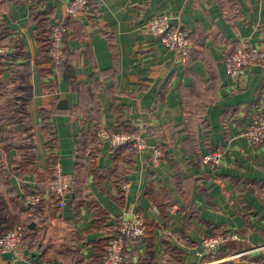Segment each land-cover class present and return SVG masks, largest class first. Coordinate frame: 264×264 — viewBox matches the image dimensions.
Wrapping results in <instances>:
<instances>
[{
	"label": "crops",
	"instance_id": "crops-1",
	"mask_svg": "<svg viewBox=\"0 0 264 264\" xmlns=\"http://www.w3.org/2000/svg\"><path fill=\"white\" fill-rule=\"evenodd\" d=\"M67 1L0 0V125L3 135L14 130L8 110L25 109L31 136L15 130L11 143L31 142L36 166L12 169L20 152L5 151L1 134L0 234L23 223L28 235L15 251L0 249V264H30L42 254L39 241L55 264H93L113 225L134 212L145 234L125 245L122 264H264V144L242 135L264 110V64L248 68L240 85L224 65L238 39L264 48V0H91V10L67 25L72 82L50 69L37 42V16L48 25L64 20ZM155 14L190 31V62L145 29ZM43 111L51 114L57 161L73 180L62 208L47 190ZM118 118L143 141L132 165L114 162L107 139L93 161L76 157L82 131L111 129ZM216 149L223 154L211 171L202 157ZM125 169L127 190L116 180ZM32 194L39 196L34 207L24 202ZM217 231L237 236L205 258L201 237Z\"/></svg>",
	"mask_w": 264,
	"mask_h": 264
},
{
	"label": "built area",
	"instance_id": "built-area-1",
	"mask_svg": "<svg viewBox=\"0 0 264 264\" xmlns=\"http://www.w3.org/2000/svg\"><path fill=\"white\" fill-rule=\"evenodd\" d=\"M27 1V0H20ZM91 10L89 0H68L64 5L65 17H76L80 14H86ZM145 29L157 37L159 41L168 49L176 52L179 60L184 63L190 62L194 57V51L191 43L190 31L181 26H172L169 17L166 14H155L144 22ZM68 33L67 27L62 25V20L56 19L50 23L47 31L49 45L47 55L49 64L55 74L59 75L67 56L65 49V37ZM5 54L4 48L0 47V59ZM264 64V48L247 39H238L233 48L226 54L224 65L226 74L231 77L238 85L248 68L253 65ZM242 135L250 145L264 144V110H258L252 117L250 123L245 127ZM100 140L107 139L110 147L119 146L130 142L136 149L143 147V141L137 132L119 131L115 133L108 132L105 128L97 131ZM159 150H154L153 156H159ZM223 150L216 149L209 151L202 157V162L208 169L215 170L222 158ZM72 179L66 173H63L59 161H56L52 172L47 181V190L52 195L57 207L62 208L70 195ZM127 190L128 183L122 185ZM39 200V196L32 194L25 197L26 205L34 207ZM146 224L144 218L137 212L129 217L120 219L113 225L108 234L104 253L102 255L103 264H120L124 260V249L127 243L138 241L145 234ZM23 229L21 225L13 226L0 234V249L2 251H15L23 241ZM235 232L214 233L201 237V246L206 253H214L215 250L227 238H235ZM238 253L233 254L235 257ZM30 264H49L41 258L33 259ZM199 264H211V262H202Z\"/></svg>",
	"mask_w": 264,
	"mask_h": 264
},
{
	"label": "trees",
	"instance_id": "trees-1",
	"mask_svg": "<svg viewBox=\"0 0 264 264\" xmlns=\"http://www.w3.org/2000/svg\"><path fill=\"white\" fill-rule=\"evenodd\" d=\"M89 1L92 4L91 0H89ZM34 12H36V14H34ZM32 13H33V15H38L39 12L35 8H32ZM46 20H47L46 16H41V15L37 16L36 22L38 23V27H40V30H39L38 35H37V42L39 45L41 57L43 59H47L49 61V57L47 55L49 39H48L47 35L43 36L40 34V33H43L44 31H46V33H47V31L50 28V23L48 25L46 23ZM73 20H75V19H73V17L66 16V18H64V20H62V25L67 27L68 21H73ZM41 22H44V23H41ZM1 28L3 29V26H1ZM3 31L5 34L6 30L3 29ZM3 31H0V33L3 34ZM4 36L5 35H3L1 37H4ZM50 69L52 70V67H50ZM69 73H70V68H69V64H68V53H67V56H66L64 63H63V67L61 69V75L63 76V74H64L65 75L64 77H67L68 80H70L72 82V80H73V77L71 78L72 72L70 74ZM22 101H23V99L21 98V102ZM8 113L13 115L11 117V120H12V122L16 123V125L12 126L14 130L5 131L4 135H3L4 127L0 125V136L2 134L4 136V139L7 140V142H5L3 144V149L5 151H7L8 148L10 147V148L17 149L20 152V157L13 161L16 164L13 166L12 169L17 170L18 173H23L24 171H28V170H35L36 171V166L34 165L35 158H34V155L30 152L31 147H32L31 142L28 141L23 147H19L18 145L11 143V140L16 136V134H14L15 130H21L26 135V138H30V136H31V133L29 132V126L27 124H25V122H24L25 109H23V110L19 109L18 110L14 107L13 112L8 110ZM42 115H43L42 122L45 124V128L47 130H49V132H50V135L47 136L46 142H45L46 146L49 149V153H50L49 154V165L50 166H49V171H48L49 172L48 174L50 175L55 162L58 160L57 156H55V154H54V146L56 145L55 144L56 141L54 139L53 132H52V125L50 123L51 114L50 113L45 114L43 111ZM118 117H119V113H118ZM100 128H104V127H102L99 124H95L90 131H82L81 132V134H80L81 135V141L79 142L80 147L77 148V154H76L77 156L76 157H79L81 159L82 154L83 155L87 154L90 157V160L93 161L92 159L94 158V156H96V154L100 148L99 147L100 146V139L97 136V131ZM105 129L110 133H115V132H119V131L134 132L133 131L134 129L129 127L128 125L124 124V121L121 120L120 118H118V121L113 128H111V129L105 128ZM21 131H19V132H21ZM1 140H3V138ZM87 143L89 146H88V150L85 151V147H82L81 144L84 146ZM134 149L135 148L131 145L130 142H127V143L119 145V146L112 147V153H113L112 159L114 160V162L116 160L118 163L132 165V163H133L132 155H133ZM89 166H90V169H92L94 172L96 171L93 164L89 165ZM127 170L128 169L119 170L118 176L116 179L119 184H122L125 182L126 179H125L124 175L127 172ZM37 174L39 176V179L44 180V178H41L40 173L37 172ZM72 182H73V180H72ZM72 182H71V184H73ZM0 207H1L0 211L4 210V207L1 205V203H0ZM95 210H96L95 211V219H97L98 217H100L98 215H101L102 213L97 212V211H99L97 208ZM18 224H20V223H18ZM15 225H17V224H15ZM21 225L23 227V233H24L23 238H24V236L26 237V235H28L27 230H26L27 225L23 224V223ZM25 230H26V232H25ZM220 232L227 233V231H217V232H212L210 234L220 233ZM142 238H144V236H142L139 240H141ZM146 241L149 245H151V240L149 238H146ZM106 242H107V239L103 241V247L100 249V251L98 253L94 254V256L92 257V263L93 264H103L102 263V255L104 253ZM38 244H39L40 248L42 249L41 250L42 254H40L41 255L40 258L45 260V261H48L49 264H55L45 256L44 246L41 244L40 241ZM171 252H174V249H171L169 251V253H171ZM174 253H176V252H174ZM177 253L179 254V252H177ZM211 255H213V253H208V255L205 256V258H210ZM123 261L120 264H122Z\"/></svg>",
	"mask_w": 264,
	"mask_h": 264
}]
</instances>
